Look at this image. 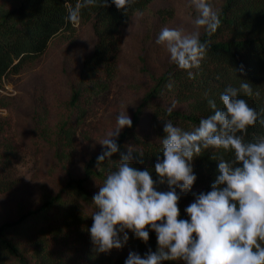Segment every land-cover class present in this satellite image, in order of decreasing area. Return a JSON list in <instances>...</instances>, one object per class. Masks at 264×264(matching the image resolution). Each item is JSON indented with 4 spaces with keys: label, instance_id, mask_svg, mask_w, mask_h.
<instances>
[{
    "label": "trees",
    "instance_id": "obj_1",
    "mask_svg": "<svg viewBox=\"0 0 264 264\" xmlns=\"http://www.w3.org/2000/svg\"><path fill=\"white\" fill-rule=\"evenodd\" d=\"M154 0H136L127 15L118 10L111 0L103 6L98 0L96 6L79 7L80 23L89 22L96 36L92 53L83 61L85 77L91 79L101 66H106L110 77V66L114 65L121 29L135 14L147 9ZM83 4V0H17L11 12L0 17V79L17 74L27 62L36 60L48 47L50 41L59 33L71 29L73 22L69 14ZM221 26L209 37L201 33V41L211 40L206 58L189 79L186 71L175 64L161 76L147 92L146 128L151 138H141L135 129L138 127L137 110L132 117V127H125L118 139L120 152L114 154L112 163L105 161L99 170L97 156L87 164L84 179H74L67 183L70 196L63 200L60 194L48 200L39 211L31 212L11 223L0 225V246L17 264H125L129 252H136L144 257L149 251H157L156 233L150 228L147 243L136 238L128 231V242L120 250L113 249L109 254L98 253L91 242L89 229L92 226V214L96 210L91 194L85 187L87 178L95 177L102 185L107 174L119 163L120 154L129 155L133 167L139 170L148 169L154 180L158 177L154 171L157 156L162 159L161 139L167 121L183 130L191 131L198 126L201 118L213 113L208 99H214L217 107L222 108L220 94L231 85L239 87L244 80L252 84L253 92L259 96H245L250 107L256 109L260 119H264V0H222L218 9ZM171 84V88L167 85ZM98 87V83L96 85ZM101 88H105L103 84ZM205 93L208 96H205ZM157 97L172 99L184 105L182 110L162 107L153 100ZM70 134L68 133L67 139ZM264 138V124L258 120L248 129L246 142ZM132 146H128L127 143ZM140 153L143 157H140ZM223 158L232 161L234 154L221 150L207 149L193 160L194 174L197 176L191 192L182 194L179 201L180 218L189 219L185 208L194 201L195 195L211 190V184L218 175V161ZM1 186L0 193L6 191ZM157 190L167 191V185H158ZM78 198L91 204L90 213ZM58 206L54 216L42 214L51 205ZM122 238V237H121ZM17 241V242H16ZM18 242L24 245L19 248ZM30 252V259L23 253ZM162 264H183V262L164 261Z\"/></svg>",
    "mask_w": 264,
    "mask_h": 264
},
{
    "label": "clouds",
    "instance_id": "obj_2",
    "mask_svg": "<svg viewBox=\"0 0 264 264\" xmlns=\"http://www.w3.org/2000/svg\"><path fill=\"white\" fill-rule=\"evenodd\" d=\"M97 2L83 0L70 12L69 20L79 23V7L96 6ZM111 2L127 15L136 0ZM192 5L197 13L193 31L164 27L156 40L166 48L170 62L186 71L189 79L195 78L193 70L200 69L211 46V40L201 41L200 29L211 37L221 26L212 0H192ZM103 6H108V0H103ZM241 93L259 96L252 84L243 80L238 88L229 85L220 94L222 108L208 99L213 113L201 118L191 131L171 121L165 123L163 158L157 156L154 165L158 180L148 169L133 167L129 155L120 154L119 163L92 197L96 210L88 231L96 252L109 254L122 249L128 242V231L147 243L150 228L156 233L157 251H149L144 257L129 252L125 264H264V138L245 141L248 129L258 120L264 124V119ZM116 123L100 142L103 151L97 157V167L113 162L111 157L120 152L119 135L125 127L131 128L133 121L127 112H121ZM207 149L231 152L234 159L218 161L211 190L194 194V201L185 208L189 219H181L177 189L182 194L191 192L197 179L193 160ZM165 184L167 191L157 190L158 185Z\"/></svg>",
    "mask_w": 264,
    "mask_h": 264
},
{
    "label": "rangeland",
    "instance_id": "obj_3",
    "mask_svg": "<svg viewBox=\"0 0 264 264\" xmlns=\"http://www.w3.org/2000/svg\"><path fill=\"white\" fill-rule=\"evenodd\" d=\"M212 3L218 11L222 0ZM16 4L17 0H0V17ZM196 15L192 0H154L135 13L121 29L110 77L106 66L93 78L85 77L83 61L92 53L96 36L89 22H79L56 35L17 74L0 79V181L7 188L0 193V225L31 218V212L58 194L62 201L74 197L67 183L84 179L87 164L102 153L100 142L117 127L121 112L132 120L142 110L135 131L151 138L145 126V96L174 64L166 48L156 43L158 34L164 27L190 33ZM153 102L172 110L184 108L172 99L157 97ZM92 168L100 166L94 163ZM99 186L95 177L85 181L93 195ZM78 201L93 211L91 204ZM58 210L54 204L42 214L54 216ZM18 246L24 247L19 242ZM23 253L30 259L28 250ZM0 264H17L1 246Z\"/></svg>",
    "mask_w": 264,
    "mask_h": 264
}]
</instances>
